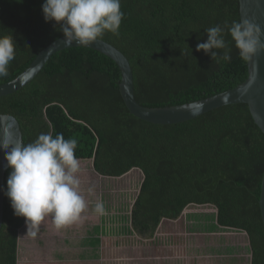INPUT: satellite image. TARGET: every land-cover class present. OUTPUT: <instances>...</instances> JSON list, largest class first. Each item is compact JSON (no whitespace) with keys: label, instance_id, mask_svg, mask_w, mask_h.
<instances>
[{"label":"trees","instance_id":"trees-1","mask_svg":"<svg viewBox=\"0 0 264 264\" xmlns=\"http://www.w3.org/2000/svg\"><path fill=\"white\" fill-rule=\"evenodd\" d=\"M43 3L0 0V36L12 35L16 43L15 59L0 85L20 75L63 36L55 22H45ZM121 11L119 36L109 32L100 39L129 59L141 105L192 103L247 79L248 64L239 58L230 36L225 37L230 62L217 63L195 50L206 41L207 28L241 18L239 0H121ZM121 78L116 62L98 51L66 49L26 87L0 97V114L18 119L24 144L51 128L54 135L77 140L76 157L81 163L93 160L102 176L141 170L144 179L131 212L139 237L153 238L163 219H178L190 205L214 206L221 227L248 234L251 264H264L259 204L264 133L248 105L223 106L178 124H153L130 113L120 93ZM24 225L25 218L14 215L5 195L0 264H21L19 231Z\"/></svg>","mask_w":264,"mask_h":264},{"label":"clouds","instance_id":"clouds-1","mask_svg":"<svg viewBox=\"0 0 264 264\" xmlns=\"http://www.w3.org/2000/svg\"><path fill=\"white\" fill-rule=\"evenodd\" d=\"M41 8L45 22H55L59 27L64 43L72 45L75 42L79 47H89L109 32L118 37L124 18L121 0H44ZM205 32L206 41L198 42L195 50L202 51L217 63L231 61L230 42L234 43L239 58L245 63L264 51L261 41L264 33L259 25L247 19L217 24ZM226 35L230 36V42ZM15 52L13 36H0V78L8 75ZM53 133L54 128H51L28 144L15 141L10 134L0 141L7 167L11 170L5 195L14 215L25 218L27 235L33 237L46 218H51L54 227L61 230L81 223L87 209L78 177L81 162L75 155L78 142L65 139L62 133ZM88 192L92 193L93 188ZM94 213L106 215L103 200L95 203Z\"/></svg>","mask_w":264,"mask_h":264},{"label":"rangeland","instance_id":"rangeland-1","mask_svg":"<svg viewBox=\"0 0 264 264\" xmlns=\"http://www.w3.org/2000/svg\"><path fill=\"white\" fill-rule=\"evenodd\" d=\"M92 161L81 163L82 170L78 174L81 191L87 203L86 211L89 212L96 202L103 200L107 212L108 209L110 212H120L115 218L111 216L113 220L118 221L122 216L120 221L127 222L123 212H132L144 179L142 171L133 169L129 175L122 177L101 178L95 173ZM89 188H93L92 193L88 192ZM217 213L214 206L190 205L178 219H163L151 239L136 237L134 240H122L119 245L113 243L112 250L108 252L109 260L106 261L97 260L96 258L101 259L102 255L93 256L94 253L83 249L84 245L80 243L76 242V245L82 250L77 251L73 244L63 246L66 240H61L60 237L65 230H57L50 218L46 227L40 225L35 237L27 235L26 225L21 228L19 262L24 264V261L29 260L25 264H251L248 234L245 231L221 227L217 222ZM123 228V231L128 229ZM121 230V227L113 228L110 229L111 233H108L106 229L105 233L107 235ZM100 234V228L92 229L88 243L93 242L94 245ZM49 236L50 239L47 238ZM54 237H59L58 241H52ZM115 245L122 246L121 250L113 249ZM98 251L101 253V250ZM52 257L58 261L43 262Z\"/></svg>","mask_w":264,"mask_h":264},{"label":"water","instance_id":"water-1","mask_svg":"<svg viewBox=\"0 0 264 264\" xmlns=\"http://www.w3.org/2000/svg\"><path fill=\"white\" fill-rule=\"evenodd\" d=\"M239 4L241 18L259 25L264 33V0H239ZM261 41L264 42V35L261 36ZM75 47H79L75 42L72 45H66L63 36L56 39L41 51L20 75L0 85V97L11 95L26 87L56 53ZM86 48L98 51L116 62L122 73L119 85L121 96L130 113L141 120L159 125H172L192 120L223 106L247 104L255 123L264 133V51L259 52L252 58V61L247 63V79L233 89L192 103L146 107L136 99L133 69L122 51L102 39H98ZM6 134H10L15 141H23L18 119L10 114H0V141L5 138ZM8 169L5 150L0 148V234L4 223L5 176ZM259 204L264 224V174Z\"/></svg>","mask_w":264,"mask_h":264},{"label":"crops","instance_id":"crops-1","mask_svg":"<svg viewBox=\"0 0 264 264\" xmlns=\"http://www.w3.org/2000/svg\"><path fill=\"white\" fill-rule=\"evenodd\" d=\"M93 169H94V167H93ZM130 172H128L125 175H129ZM95 173L97 175H99V177H101V178L106 177V176H102V175L98 174L96 171H95ZM123 213H124L123 217L127 218V222L120 221L122 216H120L118 218L119 219L118 221H115V219L113 220L111 218V216H114V218H115L116 216L120 215V212H116V211L110 212L108 209V212L106 211V215L98 216L94 213V208L91 209L89 212L85 210V212L82 214L84 219L81 223L73 224L71 226H68V227L62 229L63 231L65 230V232L63 235H61L60 238H61V240H63V239L66 240V243H64L63 246H70V244H73L74 249L77 251V250H82L78 246V244L80 243V245H84V247H82L83 249L85 248L86 251H88L89 253H92V254L94 253L93 256H97V254H101L102 255L101 259L96 258L97 260H102V261L109 260L108 259V254H109L108 252H109V250H112L111 246H113V243L119 245V244H121L122 240L127 241L129 239H133L136 237L140 238L132 229L131 213L130 214H128L126 212H123ZM49 220H50V218H46L45 221H43L41 225L46 227L49 224L48 223ZM25 225H26V223H25ZM120 227L122 230L119 232L115 231L114 233L107 234V235L105 233L106 229H107L108 233H111L110 229H113V228L119 229ZM123 227H127L128 229H126V230L128 232H126V230L123 231V229H125ZM96 228H100L101 234L98 235L99 238H96L97 244L95 243L94 245H92L93 242L88 243V239L91 237L92 229H96ZM102 230H104V232ZM47 238L50 239V236ZM52 239H53L52 241H58L59 237L58 238L54 237ZM20 242L21 241H20V236H19V244H20ZM76 242L78 243L77 245H76ZM132 242H136V241H132ZM121 247L122 246H116L115 245L113 247V249L118 248V250H121L120 249ZM126 247H128V245H126ZM97 248H99V249H97ZM61 249L64 250V248L62 246H61ZM69 249H71V247ZM98 250H101V253ZM41 260H42V258H41ZM47 261L48 262H57L58 260L54 257L47 258L46 260H43V262H47ZM25 262H29V260L24 261L23 263H25Z\"/></svg>","mask_w":264,"mask_h":264}]
</instances>
